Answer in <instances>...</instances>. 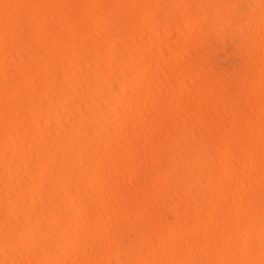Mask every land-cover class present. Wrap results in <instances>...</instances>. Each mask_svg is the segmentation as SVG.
<instances>
[{
	"label": "bare ground",
	"instance_id": "obj_1",
	"mask_svg": "<svg viewBox=\"0 0 264 264\" xmlns=\"http://www.w3.org/2000/svg\"><path fill=\"white\" fill-rule=\"evenodd\" d=\"M0 264H264V0H0Z\"/></svg>",
	"mask_w": 264,
	"mask_h": 264
}]
</instances>
